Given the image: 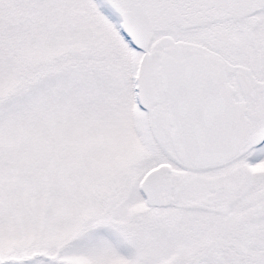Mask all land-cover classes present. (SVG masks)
I'll use <instances>...</instances> for the list:
<instances>
[{"label":"snow or ice","instance_id":"1","mask_svg":"<svg viewBox=\"0 0 264 264\" xmlns=\"http://www.w3.org/2000/svg\"><path fill=\"white\" fill-rule=\"evenodd\" d=\"M0 264H264V0H0Z\"/></svg>","mask_w":264,"mask_h":264}]
</instances>
